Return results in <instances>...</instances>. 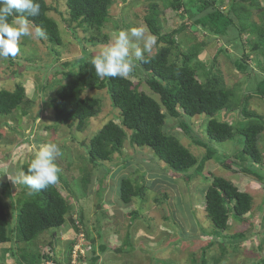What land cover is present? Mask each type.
<instances>
[{
    "label": "rangeland",
    "instance_id": "rangeland-1",
    "mask_svg": "<svg viewBox=\"0 0 264 264\" xmlns=\"http://www.w3.org/2000/svg\"><path fill=\"white\" fill-rule=\"evenodd\" d=\"M257 1L263 8L264 0ZM149 3L147 0H113L110 22L99 32L96 30L85 32L82 28H78L76 32L79 40L71 33L63 16L50 13V16L59 23L63 39L61 46L53 47L45 40L46 38L33 40L24 37L21 38V51L14 59L16 65L11 67L8 59H0V90L12 91L16 83H22L26 88L28 99L35 100L33 107H28V114L22 117V128L19 124V118L22 115L16 111L0 119V179H5L11 184L14 194L22 192L26 188L20 182L23 175L22 167L31 161L42 144L56 143L62 155L57 157L54 163L59 168L60 174L69 182L70 189L76 192L75 198L67 192L63 184L58 183V187L61 193L68 197L72 206L71 218L79 225L78 228L87 230L90 237L95 240L96 255L100 258L97 264H202L201 258L204 251L208 264H215V260L221 256L224 249L226 255L218 264H263L264 132L259 141L263 162L255 170L262 179L241 172L240 167L247 166V163L241 164L235 159L234 152L243 148V144L241 145L239 138L236 137L234 141L224 143L213 141L210 146L218 151L217 157L205 164L203 175L195 176L188 183L182 178L172 176L174 172L169 166L160 162L150 148L132 147L130 139L125 141L122 152L114 155L112 161L97 165L98 168L89 162L85 147H82L80 143L88 145L109 120L119 122V112L113 110L106 91L86 93L88 96L98 98L102 104L101 112L97 117L89 120L83 131H78L75 126L68 127L58 124L54 120V109L51 106L43 107L41 104L38 85L42 83V77H48L50 84L49 89L51 90L45 94L48 104L54 96V90L61 85L63 80L60 75L61 83L59 84L53 79V73L48 72L57 62L54 54L50 52L52 48L61 52V62L72 61L81 56L83 45L88 51L99 53L104 46L110 43L112 36L120 30L144 26L150 33L144 21ZM221 6L225 12H228L231 7L229 1H224ZM241 6L246 8L247 4L244 3ZM259 9L252 10V18L255 21H259L257 17L260 13ZM61 10L66 11L64 3H61ZM232 17L238 22L235 16ZM190 20L193 21L188 10L163 12L161 15L162 32L169 33ZM92 36L96 38V41L92 44L87 43L88 38ZM104 36H108V39L104 40ZM244 37L252 39L251 36L244 35ZM233 38V36H229L227 40L219 38L201 28L195 33L191 27L176 37L184 50H188L194 44L200 45V53L195 62L210 66L215 59L216 66L224 75L227 87L234 89L237 98L241 99L248 94H253L263 74L258 65L259 58L252 52H250L249 60L251 70L246 74L237 70L234 61L242 57V48L233 42ZM134 42L143 46L142 41ZM244 43L247 44V41ZM161 46L156 43L152 52L147 54H154ZM220 50H226L227 53H221ZM245 51L249 52V49ZM133 59L136 63L135 58ZM60 63H57V67ZM33 65L40 68V72L30 70ZM15 71L18 74H14ZM128 77L134 84H140L141 91L159 100V97L149 90L142 79V74L137 70H133ZM248 104L250 110L258 112L264 118L262 98L253 96ZM217 118L234 126L246 123L239 107L233 112L223 111ZM187 119L191 121L192 137L208 143L206 128L209 117L202 115L192 120ZM167 128L171 133L178 135L181 143L199 162L202 161L206 155V149L196 145L192 137L184 134L179 127L178 120L168 122ZM225 163H231L232 170L225 168ZM87 172L91 173V177L88 190L85 191L82 179ZM194 172L195 169H191L178 176L194 175ZM211 175L226 178L240 191L249 193L253 198L251 212L241 221L231 218L226 231L217 230L205 213V193L211 184ZM123 179H131L135 185L145 183V198H133L132 203L124 205L120 200L119 191V184ZM102 187L106 189L100 196L99 191ZM1 192L2 186L0 185ZM18 197L22 199L23 195L20 194ZM6 201L10 204L8 198ZM11 211V215L16 218L15 207H12ZM132 212L139 214L136 220H132ZM68 219L67 217L61 228L48 232L38 239L43 249L47 248L44 252L49 250V241L55 240V255L63 260L66 257L62 255L71 241L80 238L85 241L84 236L77 234L74 224ZM14 222L16 223V219ZM239 234H243L244 238L235 237ZM127 237L133 245L131 251L129 248L130 253L116 251L124 249ZM101 244L108 247L103 253L100 248ZM9 246L10 244H6L3 248L0 247V264H15L8 252ZM85 248L86 257L90 259L93 256V246L90 247L86 243ZM30 249L32 250L33 247Z\"/></svg>",
    "mask_w": 264,
    "mask_h": 264
},
{
    "label": "trees",
    "instance_id": "trees-1",
    "mask_svg": "<svg viewBox=\"0 0 264 264\" xmlns=\"http://www.w3.org/2000/svg\"><path fill=\"white\" fill-rule=\"evenodd\" d=\"M147 1L150 3L144 21L150 33L157 37V43L162 46L152 55L146 53L148 62L137 61L134 70L142 74L143 81L149 90L159 97V100L141 91L140 84H134L129 77H98L91 63L98 53L88 51L82 44L81 56L72 61L61 62V52L52 48L50 52L54 54L57 62L48 72L53 73V79L57 80L59 84L62 83L54 90V96L48 104L45 94L51 90L49 89L50 84L48 77H42V83L38 85L41 104L43 107L51 106L54 109V120L58 124L68 127L75 126L78 131H83L89 120L97 117L101 112L102 104L98 98L88 96L86 93L107 92L113 110L119 112V122L109 120L88 145L80 143L82 147H85L89 162L95 167L112 161L114 155L122 152L125 141L130 139L132 147L150 148L154 156L174 172L171 173L172 176L182 178L189 183L195 176L203 175L205 164L217 157L218 151L210 146L213 141L224 143L234 141L238 137L243 148L234 152L235 159L241 164L247 163V166L240 167L241 172L262 179L255 170L263 162L259 141L264 132V118L258 112L250 110L248 103L253 96L264 100V7L261 8L262 6L257 0ZM224 1L230 2L231 7L228 12L221 8ZM38 2L41 6L40 15L28 19L33 25L40 26L46 32V39H44L53 47L61 46L63 39L59 23L50 16V13L63 16L71 33L78 40L76 32L78 28H82L85 32L91 30L99 32L111 20L110 9L113 0H38ZM61 3H64L66 11L61 10ZM244 3L248 7H242L241 5ZM253 9L260 10L257 16L259 21L253 20ZM179 10H188L193 21L190 20L169 33H163L162 13ZM232 16H235L238 22ZM75 26L76 28H74ZM189 27L195 33L201 28L226 40L229 36H233V42L242 48V57L234 61L237 70L241 73L246 74L251 70L250 52L259 58L258 65L263 78L257 82L253 94H248L241 99L237 98L235 90L227 87L224 75L216 66L215 59L210 66H206L202 62H195L200 53V45L194 44L188 50H184L176 39ZM244 35L251 36L252 39L245 38ZM106 39L108 36H104V40ZM94 41L96 38L92 36L86 42L92 44ZM244 41H247V44ZM201 43L203 44V42ZM246 49H249V52L245 51ZM219 52L227 53L226 50ZM15 58H8L11 67L16 65ZM57 63H60L58 67ZM32 67L30 70H39V72L41 70L34 65ZM14 74L18 73L15 71ZM60 75L63 77L61 82ZM14 88L12 91L0 90V119L16 111L22 115L19 118L20 128H22V117L28 114L27 109L33 107L35 100L28 99L26 88L22 83H16ZM238 107L241 115L246 119L245 124L234 126L217 118L221 112H233ZM202 115L209 117L206 128L208 143L197 137H192L191 121L187 119L191 118L192 120L196 116ZM173 120H178L179 127L184 134L192 137L196 145L206 149V155L201 162L181 143L178 135L168 130V122ZM26 142L29 143V140L26 139ZM30 162L22 167L23 174H27ZM224 167L232 170L231 163H225ZM191 169H195L194 175L178 176V174L187 173ZM74 173H77V169ZM58 175L57 184L51 185L45 190L32 192V194H29L27 187L22 192L14 194L11 184L5 179H0L2 186L0 193V247L3 248V245L10 244L7 249L15 264H45L47 261L55 264H70L76 241H71L64 254L61 253L63 257H66L64 260L55 255V240L49 241L47 253L44 252V249L47 248L43 249L38 241L42 235L61 228L67 217L68 221L74 224L77 234H83L86 243L90 247L93 246V251L91 250L93 256L90 259L86 257L89 264H97L100 259L96 255L95 240L90 237L87 230L78 228L79 225L71 218L72 206L68 197L61 193L58 183L63 184V187L74 198L76 192L72 188L70 189L69 182L60 172ZM83 176L82 182L85 191H87L91 173L87 172ZM211 176V184L205 193V213L217 230L226 231L231 218L241 221L245 215L251 212L253 198L249 193L240 191L226 178ZM105 189V187L100 189V196ZM119 191L121 202L124 205H129L133 198H145L146 184L135 185L131 179H123L119 184ZM20 194L23 195L22 199L18 197ZM6 198L9 199L10 204ZM12 207H15L16 218L11 215ZM138 216L137 212L131 213L132 220H136ZM13 219H16V223H13ZM235 237L244 238V235L239 234ZM129 239L127 237L124 249L116 251L130 253L128 252L129 248L131 251L133 245ZM32 247L34 250L30 249ZM100 248L102 253L108 249L103 244ZM205 255L204 251L201 258L202 264H208ZM225 255L226 250L224 249L221 256L215 260V264L220 263ZM262 262L264 264V259Z\"/></svg>",
    "mask_w": 264,
    "mask_h": 264
},
{
    "label": "clouds",
    "instance_id": "clouds-1",
    "mask_svg": "<svg viewBox=\"0 0 264 264\" xmlns=\"http://www.w3.org/2000/svg\"><path fill=\"white\" fill-rule=\"evenodd\" d=\"M40 13L38 0H0V59L16 57L21 51V38H46V32L28 19L38 17ZM134 41H142L143 46ZM156 43L157 37L144 26L120 30L91 63L100 78H126L135 68L133 58L147 63L146 53H151ZM61 155L62 151L56 143H44L39 147L31 159L27 174H23L20 179L29 189V194L57 184L59 168L54 160Z\"/></svg>",
    "mask_w": 264,
    "mask_h": 264
},
{
    "label": "built area",
    "instance_id": "built-area-1",
    "mask_svg": "<svg viewBox=\"0 0 264 264\" xmlns=\"http://www.w3.org/2000/svg\"><path fill=\"white\" fill-rule=\"evenodd\" d=\"M80 235L82 236L83 234H80ZM83 240L85 241H82L81 238L79 240H76L75 246L72 250L70 264H89L88 260L86 259L87 251L85 250L86 249L85 248V244H86L85 237ZM45 264H55V263L51 261H47ZM63 264H66V263H63Z\"/></svg>",
    "mask_w": 264,
    "mask_h": 264
}]
</instances>
